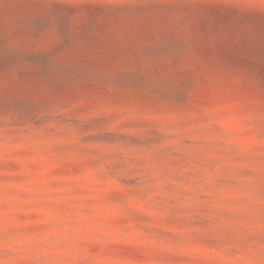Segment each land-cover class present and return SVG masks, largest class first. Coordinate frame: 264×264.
I'll return each instance as SVG.
<instances>
[{
  "label": "clouds",
  "instance_id": "9594fccd",
  "mask_svg": "<svg viewBox=\"0 0 264 264\" xmlns=\"http://www.w3.org/2000/svg\"><path fill=\"white\" fill-rule=\"evenodd\" d=\"M64 2L92 31L53 57L63 90L0 73V264H264V60L196 31L264 0Z\"/></svg>",
  "mask_w": 264,
  "mask_h": 264
},
{
  "label": "rangeland",
  "instance_id": "374dc122",
  "mask_svg": "<svg viewBox=\"0 0 264 264\" xmlns=\"http://www.w3.org/2000/svg\"><path fill=\"white\" fill-rule=\"evenodd\" d=\"M72 11L64 0H0V73L17 63H26L30 68L21 73L22 78L46 81L55 90H63L61 77L68 74V69L54 64L53 57L81 39L90 40L92 31V25L87 23L79 35L69 31L68 17ZM245 26L255 29L251 42ZM196 31L205 40L202 55L214 57L224 67L248 65L250 57L264 60V49L259 47V43L264 42V18L239 20L209 11L198 20ZM211 38L215 39L213 47L209 48L207 41ZM10 40H18L27 47V55L9 51ZM251 68L264 76V63L251 65Z\"/></svg>",
  "mask_w": 264,
  "mask_h": 264
}]
</instances>
